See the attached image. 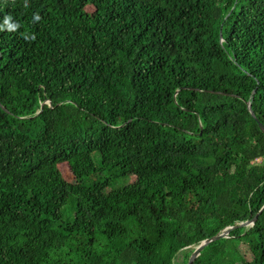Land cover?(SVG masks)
Here are the masks:
<instances>
[{
  "label": "trees",
  "instance_id": "1",
  "mask_svg": "<svg viewBox=\"0 0 264 264\" xmlns=\"http://www.w3.org/2000/svg\"><path fill=\"white\" fill-rule=\"evenodd\" d=\"M5 15L0 264H186L256 214L192 264H264V0H0Z\"/></svg>",
  "mask_w": 264,
  "mask_h": 264
},
{
  "label": "water",
  "instance_id": "2",
  "mask_svg": "<svg viewBox=\"0 0 264 264\" xmlns=\"http://www.w3.org/2000/svg\"><path fill=\"white\" fill-rule=\"evenodd\" d=\"M44 103H45V102H42V103L40 104L39 112L42 110V107H43V104H44ZM246 104H247V107H248V109H249V111H250L252 117H253L254 119H256L254 113L251 111V108H250V101H247ZM258 126H259L260 130L264 132V126H263L260 122H258ZM263 208H264V205L261 207V209L259 210V212H260ZM257 215H258V214H256V215H255L252 219H250V220H246V221L240 222V223L235 224V225H232V226H227V227L223 228L220 232L216 233L215 235H213V236H211V237H208V238H206V239L200 241V242H199V243L193 248V250L191 251V253H190L189 257H188V260H187L186 264H192L193 260L199 255L200 251H201L206 245H208L210 242H213V241L219 240V239H221V238H225V237H227V236H228V233H229V231H230L231 229H234V228H236V227H238V226H241V227H249V226H252L253 223H254V221H255L256 218H257Z\"/></svg>",
  "mask_w": 264,
  "mask_h": 264
},
{
  "label": "clouds",
  "instance_id": "3",
  "mask_svg": "<svg viewBox=\"0 0 264 264\" xmlns=\"http://www.w3.org/2000/svg\"><path fill=\"white\" fill-rule=\"evenodd\" d=\"M35 20H39L40 16L38 14L34 15ZM19 27V23L12 19L11 15H5L3 18V22L0 23V31L7 29L8 31H15Z\"/></svg>",
  "mask_w": 264,
  "mask_h": 264
},
{
  "label": "rangeland",
  "instance_id": "4",
  "mask_svg": "<svg viewBox=\"0 0 264 264\" xmlns=\"http://www.w3.org/2000/svg\"><path fill=\"white\" fill-rule=\"evenodd\" d=\"M96 160H97V157H96ZM59 169L61 170L63 176L65 178H70L71 175H70V172H69V169H68V166L66 163H61L59 164ZM122 183H126V182H129V179H122L121 181ZM178 264H184V262L182 261V259H180L179 263Z\"/></svg>",
  "mask_w": 264,
  "mask_h": 264
}]
</instances>
